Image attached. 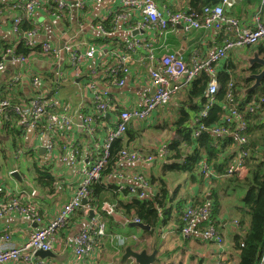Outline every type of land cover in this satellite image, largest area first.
I'll return each instance as SVG.
<instances>
[{
  "label": "crops",
  "instance_id": "crops-1",
  "mask_svg": "<svg viewBox=\"0 0 264 264\" xmlns=\"http://www.w3.org/2000/svg\"><path fill=\"white\" fill-rule=\"evenodd\" d=\"M14 1L0 0V40L10 44L16 41L15 35L9 28V22L15 14L14 11L10 10L9 6ZM78 1L81 0H72L73 4ZM158 3L177 11L186 9L188 0H158ZM258 4L246 7L242 0H238L226 11L231 15V18L238 20L242 25L252 27V16ZM118 6V0H104L100 4L90 3L81 12L82 16L85 17L84 19H77V10L74 9L76 22L73 24L72 29H67L66 32L72 31L75 36L70 38L69 43L75 47L74 49L77 52L81 51L84 53L87 50V43L98 45L100 50L93 58L86 59L81 64V70L78 75L71 72L67 64L69 53H65L63 48L56 60L36 54L28 64L8 61L5 64V70L0 72V96L22 104L35 97H52L55 86H50L52 81L48 76L65 70L67 78L60 84L58 99L55 100L56 106L51 112L67 113L76 124L75 129L69 135L60 129L56 132L54 136L55 148L51 157L46 150L43 151L49 138L45 128L47 119L43 120L41 131L34 132L28 127H24L19 117L9 114L0 115V187L5 189V193H0V201L4 198H12L15 195L21 196L22 193L24 196L21 199L35 204L41 215V221L37 224H33L30 218L18 214H11L1 218L0 239L4 235L9 234L10 239L5 243L10 246H24L35 231L46 227L58 217L64 206L72 200L81 184L80 168L82 162L92 156L93 152H95V155L97 154L98 147L104 144L105 134L117 124L119 111L140 109L144 104L145 98L154 93V87L147 70L149 67L155 66V63L147 59L146 51L143 49L133 55L129 64V73L125 76L126 83L123 87L112 85L104 79V74L115 69L117 65L115 59H111L108 62L105 52H107V48L111 44L124 42L127 37H132V35L128 34L131 24L120 25L114 34L109 37L107 43L104 42L105 38L93 25L99 23L107 12L116 11ZM38 20L44 27L47 36H51V41L56 47V44L61 41L62 30L65 31L66 28L61 27L59 24L56 25L53 20L46 17L43 13H38ZM58 27L61 29L59 30ZM225 29H223L222 33H226ZM222 33L217 34L212 30L186 33L183 30V26H177L175 29L170 30L165 38L160 35L156 36L151 31H142L137 36H144L149 41L155 40L157 47L155 57L159 58V56L167 52H175L184 56H190L192 52H202L205 55H210L221 45V43H217V36ZM262 48H264V42L258 46L237 49L230 53L228 62L225 61L221 65L227 67L231 63L232 54L235 59L242 60L243 55H252L255 51ZM3 51L0 50V57ZM231 65L241 77V83H244L242 68L236 67L233 63ZM95 66L103 68L96 75L99 79L97 88L100 91H108L106 99L110 100L111 105L115 109L108 111L104 117L95 111L97 110L94 103L95 94L88 89V85L92 81L89 78V74H91V70ZM34 79L39 80L38 86L34 85ZM246 85L248 84L246 83ZM242 86L244 91L246 88L243 84ZM181 101V96H178L167 106L160 109V112H156L149 120L141 123H132L128 132L130 130L136 132L135 142L128 144L129 139L126 136L124 140V145H127L126 148L158 153L160 148L166 146L167 141L172 139L181 141V135L176 132V121L180 115L179 111L183 107L181 106ZM190 113L194 118L197 115L193 114L192 111ZM85 115L96 117L98 132L93 139L81 127L82 119ZM193 125L194 123L192 122L190 128ZM15 128L20 131L19 135L10 134V131ZM77 153H79L78 156ZM73 155L78 157L76 163H73ZM65 158L68 160L65 161ZM35 163L39 167L50 169L56 180L53 190L37 187ZM164 163L165 161L156 160L154 163H139L134 166L123 165L118 170L124 173H140L148 177L155 175L157 182H160L161 178L167 179L170 181L171 191L176 195L173 197L175 199L173 204L174 211L171 214L169 223L159 229L152 228V230H155L154 233L153 231H143L144 236L141 239H137V244L128 247L135 251L145 250L149 254L157 250L156 262L160 264H216L220 257L229 258L232 253L233 237L240 231L239 226L235 225V221L242 220L237 208L242 204L241 199L245 195V190L227 186L225 181L222 184L223 179L213 181L203 179V181L200 180L199 183L193 184L191 175L179 172L168 174L165 172L162 169ZM111 181L117 185L121 184L118 178H112ZM157 182L155 183L156 188L159 186ZM212 192L216 193L219 199L217 228L224 238L223 247L202 239H187L182 237L181 233L176 232L178 228L177 221H179L176 206L181 201L185 203L184 207H186L204 200L205 204L211 207L215 202L212 198ZM106 199L110 200L111 207L115 206L110 198ZM82 213V211H77L68 219L66 225L55 234L53 253L57 256V259L48 258L41 260L38 258L43 264H78L74 257L73 240L89 223V218ZM102 214V212L97 211V215L104 220L105 218ZM245 220L246 223L243 230L247 229L249 217H246ZM214 221L216 222V220ZM114 225L115 227L118 226L117 223H114ZM205 225L206 222L203 223V226ZM108 227L107 225V229ZM124 227L128 229L127 225ZM111 234L110 237H113L112 241L110 237L102 239L99 249L87 259L86 264H136L133 260L123 262L122 258L126 247L124 251L116 248H114L116 249L114 250L115 253L109 251L108 241L110 240L112 244L117 236L113 233ZM118 239L120 246L121 241L125 243L120 236H118ZM182 260L183 262H181ZM16 264L26 263L21 261Z\"/></svg>",
  "mask_w": 264,
  "mask_h": 264
},
{
  "label": "built area",
  "instance_id": "built-area-1",
  "mask_svg": "<svg viewBox=\"0 0 264 264\" xmlns=\"http://www.w3.org/2000/svg\"><path fill=\"white\" fill-rule=\"evenodd\" d=\"M104 0H81L73 4L72 0H15L9 7L15 14L10 20L11 32L15 35L16 41L12 44L14 48L7 49L1 55L0 72L5 70V64L8 61L19 64H28L30 56L17 55L16 47L23 45L31 50L32 54H39L45 58L57 59L61 49H57L51 41V36H47L44 27L38 20V13H43L49 17L57 25L72 29L76 22L74 9L77 10V19H84L82 11H84L90 3H102ZM119 6L116 11L107 12L99 23L94 24L105 43L109 41V37L114 34L116 29L122 24H131L127 37L124 42L113 43L107 48L105 57L108 62L111 59L117 61L116 68L104 74V79L112 85L123 87L126 83L125 76L129 73V64L132 57L140 49L146 51V57L155 66L148 68V75L154 87V93L145 98L143 106L139 109L120 110L117 124L113 126L108 133L105 134L104 144L98 147V152L81 164V184L76 190L74 197L68 202L56 219L50 222L46 227L35 231L30 240L21 247L8 245L9 234L4 235L0 242V264H16L24 262L26 264H43L36 253L38 251H53L55 243V234L63 228L68 219L77 211H82L87 217L93 211L95 217L89 220L88 226L74 237V257L78 264H86L87 259L99 249L101 240L106 237L107 224L97 215V210L92 206L91 187L98 181L110 157V149L113 142L117 139H124L126 133L132 123L145 122L149 120L156 112L168 105L173 99L181 96L191 87L203 73H207L211 79L208 90L206 91L207 102L193 121L195 129L193 136L198 138L204 132H208L216 139L230 138L234 141L235 147L229 149L232 152V160L226 167V174L221 177L218 170L213 168L206 159L200 165V173L205 180L213 181L221 178H228L237 175L239 178H245L248 174V158L250 157L249 139L246 135L248 131V123L245 118L246 112L255 114L260 109L263 99L256 96L246 100L243 105L241 100L236 101L233 95L234 80L228 84V93L226 96L227 103L224 104V114L221 115L219 123L212 126H206L204 119L208 117L209 111L217 104L216 95L220 92L221 84L218 80L219 71L223 70L225 61L229 59L230 53L237 49L258 46L264 42V0H261L257 9L253 13V26H244L238 20L228 18L225 15L226 9L230 8L237 0H220L216 5H209L202 9L201 15L197 13H187L182 10H174L168 6H162L158 0H118ZM1 15V9H0ZM113 20L114 31L108 33L105 31L103 22ZM24 22H28L32 28L23 31ZM177 26H183L186 33L194 31H214L217 34L226 33L229 38L224 39L221 45L210 55L202 52H192L190 56L179 55L175 52H167L159 58L155 57L157 49L154 41L148 38L134 35L135 32L151 31L156 36L160 35L164 38L170 30ZM60 30V28L58 27ZM225 33V32H224ZM63 36V35H62ZM60 37V39L62 38ZM70 40V39H69ZM63 51L69 53L67 64L71 72L78 75L80 66L86 59L93 58L99 50L96 44L87 43V50L83 53L75 51V47L69 43L61 44ZM164 45V43H163ZM162 45V46H163ZM222 67V68H221ZM99 66H95L89 74L92 80L88 85V89L94 92L95 110L103 117L110 110H115L110 100H107L108 91H100L97 88L99 79L96 76L100 73ZM55 88L53 96L35 97L22 104L13 103L11 100L0 97V115H6L12 112L19 119L24 127H28L31 131L40 132L44 119H47L45 125L49 138L45 144L47 153L52 157L55 148L54 136L60 129L67 133H72L76 124L71 116L67 113L51 112L54 110L58 99L60 84L67 78L65 70L55 73ZM103 79V78H102ZM34 85H39V80L34 79ZM95 116L85 115L82 119L81 127H83L90 138H94L98 132V126ZM98 123V120H97ZM222 143V141H221ZM220 142H214L215 149H221ZM223 144V143H222ZM185 147V146H184ZM79 153H77L78 156ZM170 151L167 147H162L158 153H148L138 151V149H123L119 157V166L137 165L139 163H154L156 160L167 161ZM73 155V163L77 162L78 157ZM68 160L67 158L64 159ZM118 178L122 184L128 183L132 185L131 194L137 195L140 199H149L154 195V188L150 185L145 175L140 173H124L117 171L110 176ZM123 188V187H122ZM140 189L142 193H138ZM5 189L0 187V193L3 194ZM21 196H12V198H4L0 201V219L11 214H18L31 219V222L39 223L41 221L40 211L37 206L30 201H23ZM83 200H87V205L83 204ZM211 208L207 204L188 205L183 212V223L181 235L184 238L202 239L218 246H224V238L217 228L211 225L209 220ZM206 225L203 226V223ZM134 223H140L135 220ZM238 226V221L235 222ZM201 225V226H200ZM124 243L121 241V246ZM216 264H236L226 257H220ZM259 264H264V255Z\"/></svg>",
  "mask_w": 264,
  "mask_h": 264
},
{
  "label": "trees",
  "instance_id": "trees-1",
  "mask_svg": "<svg viewBox=\"0 0 264 264\" xmlns=\"http://www.w3.org/2000/svg\"><path fill=\"white\" fill-rule=\"evenodd\" d=\"M260 1L261 0H242L246 7L250 5L254 6L260 3ZM219 2L220 0H188V5L183 11L201 15L204 7L216 5ZM225 15L231 18L228 11L225 12ZM102 25L106 32L113 33L115 27L112 19L103 22ZM31 28L32 26L28 22H24L22 27L23 31H27ZM227 38H229V35L227 33H222L217 36V43L222 44L224 39ZM12 44L0 40V50H4L3 52H5L7 49L14 48ZM15 49L17 55L29 56L31 54V50L23 45H19ZM234 70L235 68L230 63L227 67H224L222 71H219L218 80L221 84V89L216 95L217 104L212 107L208 117L204 119L206 126L219 123L221 115L224 114L223 103H227L226 96L228 93V84L231 80H234L233 95L236 101L241 100L244 105L246 100H249L253 96L264 100V90L260 97L253 93L246 98H242V84L245 86L246 83L242 80L244 83L240 84L232 77V72H234ZM48 78L52 81L50 86H55V74H50ZM210 79L211 77L207 73H203L201 77L194 81L191 87L187 89L185 94H188L189 99L181 103L183 107L180 109V115L176 121V132L178 135H181L182 140H169L165 146L169 149L170 155L167 157V161H165L162 169L168 174L179 172L191 175V182L193 184H197L200 180L203 181L204 179L199 168L200 163L204 159L207 160L209 165L218 170L221 177H224L226 174V167L233 156L232 152H229V149L235 147L234 141L230 138L219 140L212 137L208 132H204L200 137L195 138L193 136L195 126L193 125V127L190 128L191 123L196 119L202 107L207 102L206 91L208 90ZM247 86L249 85H246L245 88H247ZM190 111H192L193 114H197L195 118L191 115ZM7 114L17 116L12 112H7L6 115ZM245 118L248 123L246 135L249 139V149L251 151L247 164L248 174L243 179L239 178L237 175L221 178L223 179L222 184H224L225 181L227 186L245 190V195L241 199L242 204L237 208L238 213L242 216V220L238 221L240 231L233 237L232 253L228 260L236 264H259L264 255V103H262L260 109L257 110L255 114L246 112ZM137 123L141 122L137 121ZM10 134L19 135L20 131L15 128L10 131ZM126 134H128L126 135L129 139L128 144L135 142L136 132L134 130L127 131ZM124 140L125 138L117 139L113 142L110 149L108 164L103 170L100 179L91 187L92 206L98 212L103 213L102 215L105 218L104 221L108 226L113 225L114 221L109 216L105 215L102 210L106 198H110L113 204H115L113 207L114 211L121 214L130 223L137 220L141 224L151 227V229H159L161 226H166L174 211L173 204L175 199L173 197L176 196L175 193L171 191L170 181L161 178L160 182H157L155 175L151 177L145 175L150 185L154 188V195L149 199H140L137 195L131 194L130 189L132 185L125 183L120 186L110 180V176L120 169L118 165V155L127 147V145H124ZM217 141L220 143L222 141L223 144L221 143V149L214 148L213 143ZM138 151L141 150L138 149ZM35 173L37 175L35 180L37 187L50 190L54 189L56 180L51 174L50 169L39 167L36 164ZM156 182L159 183L157 188L155 187ZM137 192L142 193L140 189H138ZM212 198L215 202L214 205L210 207L211 213L209 220L211 221V225L217 228L219 199L214 192H212ZM203 204H205L204 200L192 205L198 206ZM184 205L185 203L181 201V203L176 206V211L179 216V221H177L178 228L176 229L177 233H181L184 226L182 217L187 207H184ZM78 212H80V210ZM246 217H249L248 226L246 230H243ZM214 220H216V222Z\"/></svg>",
  "mask_w": 264,
  "mask_h": 264
},
{
  "label": "water",
  "instance_id": "water-1",
  "mask_svg": "<svg viewBox=\"0 0 264 264\" xmlns=\"http://www.w3.org/2000/svg\"><path fill=\"white\" fill-rule=\"evenodd\" d=\"M236 3L238 2L235 1ZM234 2V3H235ZM61 29V28H60ZM138 32H135L134 35H138ZM62 38L56 44L57 49H62V45L67 43L70 38L75 36L74 32L67 33L62 30ZM244 64V81L249 85L243 91V97L246 98L251 94H255L260 89L264 88V48L255 51L252 55H243L242 60ZM46 149H43V151ZM21 181V180H19ZM83 204L87 205V200H83ZM105 215L109 216L113 219L114 223L121 224L123 226H128L131 229H139L141 231H153L151 227L141 224V223H128L127 219H125L121 214L114 211L113 207H111V202L109 199H105L104 206L102 208ZM95 217V213L92 211L89 215V220H92ZM37 258L41 260H46L48 258L57 259V256L53 253V251H38L36 253ZM157 250H155L152 254H149L147 251H135L131 247H127L125 250V254L122 258L123 262H127L129 260H133L136 264H154L156 262Z\"/></svg>",
  "mask_w": 264,
  "mask_h": 264
},
{
  "label": "rangeland",
  "instance_id": "rangeland-1",
  "mask_svg": "<svg viewBox=\"0 0 264 264\" xmlns=\"http://www.w3.org/2000/svg\"><path fill=\"white\" fill-rule=\"evenodd\" d=\"M82 39V38H81ZM36 54H30L29 56H30V59L32 60V58L35 56ZM0 62H1V57H0ZM227 62H228V60H227ZM231 63H233L234 65H236V67H240V68H242V71H243V69H244V64H243V62L241 61V60H237V59H235V56H233V54L231 55ZM232 77L235 79V80H237L240 84H241V77L239 76V74L237 73V72H232ZM263 90H264V88L263 89H260L259 91H257L255 94L257 95V96H261V94H262V92H263ZM188 93V92H187ZM7 99H9V98H7ZM188 99H189V97H188V94H185V93H183L182 95H181V103H184V102H186V101H188ZM9 100H11V99H9ZM175 100V99H174ZM12 101V100H11ZM171 103V102H170ZM167 106V105H166ZM160 112V111H159ZM103 118V117H102ZM5 193V192H4ZM34 198H35V196H33ZM237 221V220H236ZM235 221V222H236ZM118 226L117 227H115V225L113 224V225H109V227H108V229H107V234H106V237H110L112 234L111 233H113L114 235H117L116 237H115V241L113 240V243L111 244V241H112V239H113V237H110V240L108 241V243H109V248H110V250L109 251H111L112 253H115L114 252V250H116V249H119L120 251H124V249H125V247L127 248L128 246H133L134 244H137V239L139 238V239H141L143 236H144V232L143 231H141V230H139V229H130V230H128L127 228H125L123 225H119V224H117ZM236 225V224H235ZM128 227V226H127ZM218 229V228H217ZM111 233H110V232ZM113 235V236H114ZM118 236H120L122 239H124V241H125V243L122 245V246H120V244H119V239H118ZM224 243V242H223ZM113 247V248H112ZM114 248H116V249H114ZM181 262H183V260L181 261ZM154 264H160L159 262H155Z\"/></svg>",
  "mask_w": 264,
  "mask_h": 264
},
{
  "label": "clouds",
  "instance_id": "clouds-1",
  "mask_svg": "<svg viewBox=\"0 0 264 264\" xmlns=\"http://www.w3.org/2000/svg\"><path fill=\"white\" fill-rule=\"evenodd\" d=\"M133 223V222H132Z\"/></svg>",
  "mask_w": 264,
  "mask_h": 264
}]
</instances>
